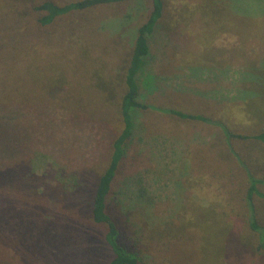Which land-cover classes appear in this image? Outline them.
Masks as SVG:
<instances>
[{
	"label": "rangeland",
	"instance_id": "374dc122",
	"mask_svg": "<svg viewBox=\"0 0 264 264\" xmlns=\"http://www.w3.org/2000/svg\"><path fill=\"white\" fill-rule=\"evenodd\" d=\"M0 0V264H108L91 215L123 122L125 74L150 0L40 20ZM63 4L73 0H52ZM109 198L140 264H264V0H163ZM152 79L144 82L147 74ZM220 121L248 137L227 139Z\"/></svg>",
	"mask_w": 264,
	"mask_h": 264
},
{
	"label": "trees",
	"instance_id": "16d2710c",
	"mask_svg": "<svg viewBox=\"0 0 264 264\" xmlns=\"http://www.w3.org/2000/svg\"><path fill=\"white\" fill-rule=\"evenodd\" d=\"M124 0H73L63 4H58L52 0H45L34 6V9L45 11L40 18L43 24L51 23L56 17L69 14L76 10H84L107 3L121 2ZM151 9L146 18L139 24L137 34L134 40V46L130 57L129 65L125 74L126 91L122 96L120 112L123 127L116 136L112 144L110 161L104 172L100 175L91 201V215L93 221L97 224L106 226L104 232V241L112 251V258L108 264H140L139 255L132 252V249L122 236V230L118 218L111 212L109 198L112 192L113 184L116 179L118 169L124 158L126 144L133 133V110L135 108H154L158 106L147 104L139 100L140 83L139 77L144 73L147 58L150 54V36L154 33L158 22L164 15L163 0H150ZM152 79V74H147L144 82ZM184 119H196L217 124L224 132L227 139L233 137H248L244 134L234 133L220 121L199 114L185 112L175 108L161 109ZM252 137L264 140V131L253 135ZM249 186L246 196L252 199L254 193H260L258 183L264 182V179L258 178L253 171L246 168ZM250 226L258 234L257 249L264 252V225H260L255 218L254 207L251 204Z\"/></svg>",
	"mask_w": 264,
	"mask_h": 264
}]
</instances>
